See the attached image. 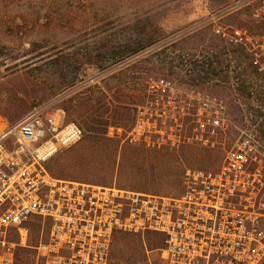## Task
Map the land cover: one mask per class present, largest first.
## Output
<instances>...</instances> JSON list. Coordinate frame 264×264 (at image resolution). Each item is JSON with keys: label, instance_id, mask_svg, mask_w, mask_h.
I'll list each match as a JSON object with an SVG mask.
<instances>
[{"label": "built area", "instance_id": "built-area-1", "mask_svg": "<svg viewBox=\"0 0 264 264\" xmlns=\"http://www.w3.org/2000/svg\"><path fill=\"white\" fill-rule=\"evenodd\" d=\"M249 1L260 33L218 25L214 34L243 50L264 76V0ZM64 115L37 107L0 133V264H29L19 258L21 248L35 251L32 264H129L112 254L120 233L162 235L163 264H264V145L237 140L217 169L187 168L177 194L102 186L45 167L83 136ZM227 130L221 98L152 78L126 140L150 150L214 146ZM32 224L41 226L35 246L28 245Z\"/></svg>", "mask_w": 264, "mask_h": 264}, {"label": "rangeland", "instance_id": "rangeland-1", "mask_svg": "<svg viewBox=\"0 0 264 264\" xmlns=\"http://www.w3.org/2000/svg\"><path fill=\"white\" fill-rule=\"evenodd\" d=\"M72 6L67 5V9ZM73 9L74 13L55 26L47 23L42 15V28L15 29L12 33L0 29V39L5 45L0 46V122L13 125L35 108L47 106L51 111H64V122H76L83 130L79 141L62 147L45 162V167L53 175L102 186L117 185L149 193L177 194L183 190V173L187 168L217 169L226 149L237 140L251 139L264 145V101H258V84L264 83L263 75L254 72L255 68L249 65L250 59L243 50L228 46L214 34L218 25L239 26L254 34L260 33L263 26L253 17V4L249 0H81ZM18 15L13 10L12 16ZM137 38L151 39L152 44L137 55L114 63L122 57L112 49L115 52L121 50L120 54H123ZM63 39L68 41L64 45L65 73L70 78L78 75L79 81L88 78L77 86L81 87L78 91L94 97L99 95L94 85H100L101 79H97L99 74H91L96 71L100 56H104V63L110 70L122 65L125 68L129 62L138 59L144 67L152 70L140 74L118 69L115 75L122 76L129 83L137 81L146 85L152 78L170 77L182 87L211 92L224 101L227 132L215 139L214 146L191 143L178 149L159 150L174 155L172 160L155 163L149 160L144 165H135L134 159L126 161L125 152L130 147L144 148L126 140L136 106L144 100L143 93L128 92L131 99L122 109L123 119L121 122L110 120L108 127L103 128L104 134L99 135L101 141H96L94 135L80 125V119L69 117L63 109L62 97L67 93H71L70 97L75 96L78 91L75 85L60 92L61 84L56 76L59 68L53 61H40L28 68L21 65L6 75L5 69L11 63L5 61L7 57L54 55ZM30 41L40 43L32 52L29 51L32 48ZM106 41L110 50L101 55L98 48ZM207 59L213 60L212 67L216 72L199 73L191 64L195 60ZM214 60L221 63L216 64ZM247 80L253 86L248 90L243 85ZM247 93L252 95L248 97ZM258 113L263 116L259 117ZM108 115L105 114L103 119ZM146 151L150 152L149 149ZM115 161L117 168L114 167ZM40 233L41 226L32 224L28 245H37ZM152 237L154 235L150 233L118 234L113 244V257L129 264H148L146 249H149L153 264H163L159 249H151L149 241ZM126 244L134 247V253L146 261L130 256ZM34 253V250L21 248L19 258L32 264Z\"/></svg>", "mask_w": 264, "mask_h": 264}, {"label": "trees", "instance_id": "trees-1", "mask_svg": "<svg viewBox=\"0 0 264 264\" xmlns=\"http://www.w3.org/2000/svg\"><path fill=\"white\" fill-rule=\"evenodd\" d=\"M80 1L81 0H0V29L10 30L11 33L14 32L13 30L15 29L21 31V29L24 28H34V30H36L37 28H42L44 26V24L40 22L42 15H45L43 16V18L47 23H49L51 26H55L59 21L66 19L69 14L74 13L75 11L73 8L75 7V3H78ZM70 4L73 5L72 9H67V5ZM13 10H15L16 13H19L20 15H18L17 17L12 16ZM67 42L68 41H66L65 39L61 40L60 45L55 48L58 50L54 55L42 56L39 54L34 56L31 55L30 57L25 58H23L24 55L7 57L5 61L8 60V62L11 63L5 69L6 75L12 73L21 65H24L28 68L40 61H53V63H55L59 68L56 71V76L61 84L59 88L60 92H64L71 87L74 88L75 85V88H77L76 90L78 91L79 89H81V87L77 86L84 83L88 78L85 77L83 80L79 81L78 75H74L70 78L68 74L65 73L67 61L66 55L64 54L66 50L64 45H66ZM29 43L32 45V48L29 49L30 52L35 50L33 49V47L40 44L37 41H30ZM108 43L109 42L106 41L102 43V45L98 48V50L102 52L100 53L101 55L110 50V47H108ZM151 44V39L137 38L134 41H131L129 47L127 48L128 51L123 54H120L123 52L121 50L115 52L112 49L113 53L118 54L119 57H122L120 60L114 61V63H117L128 56L130 57L137 55ZM1 45H4V43L0 39V46ZM100 57L101 59L99 60V65L95 67L96 71L91 74H99V77L97 79H101L100 85H94V87L99 90V95L94 97L91 94H86L85 91H78L77 93H75V96L70 97L69 95H71V93H67L62 97V100H64L63 109L66 111L68 116L80 119V125L85 129L87 133L93 134V138H95L96 141H101L99 135L104 134V129L108 127V125L110 124V120L121 122V120L123 119L124 116L122 113V109L126 108L131 99L128 92H132L138 95L143 93V96L145 97L147 88L145 82L135 81L133 83H129L122 76L115 75L117 70L119 69V71L121 72L124 69H127L132 73L140 74L152 70V68L148 69L147 67H144L141 61L138 59H136L134 62H129L128 66L125 68H123L124 65H122L114 67L112 70H110L111 68L109 69V66L105 65L104 63V56ZM214 62H217L219 64L221 63L218 60H214ZM212 63L213 60L207 59V61L205 60L202 62H199V60H195L192 61L191 64L198 70L199 73L210 74L211 72H216V68L212 67ZM249 65L254 69L252 63H249ZM254 70V72H257L256 69ZM258 75H260L259 72ZM111 80H115V82H111ZM246 82L247 84L245 83L243 85L247 90L253 88L251 81H249L250 83H248V80ZM251 95L252 94L249 93L248 97H250ZM263 97L264 83L258 84V101L263 103ZM105 114H109L106 117L107 120L103 119ZM110 114L112 115L110 116ZM258 116L261 117L263 116V114L258 113ZM145 148L146 147H130L125 152L127 153L126 157L124 156L125 160L129 162V160L131 161L132 159H134L135 165H144L145 163H148L149 160H152V163H155L157 161L172 160L174 158V155L172 154L160 153L159 150H153L155 151L153 153L150 149V152H148L146 151L147 148ZM114 167L117 168L116 161L114 163ZM150 234L154 235V237H152L149 241L151 249H160L161 247H163V236L157 233ZM126 249L131 253L130 256H138V260L143 259L141 255H136V253H134V251L136 250L134 249V247L126 244Z\"/></svg>", "mask_w": 264, "mask_h": 264}, {"label": "crops", "instance_id": "crops-1", "mask_svg": "<svg viewBox=\"0 0 264 264\" xmlns=\"http://www.w3.org/2000/svg\"><path fill=\"white\" fill-rule=\"evenodd\" d=\"M10 125L4 123V122H0V133L6 129L7 127H9Z\"/></svg>", "mask_w": 264, "mask_h": 264}]
</instances>
